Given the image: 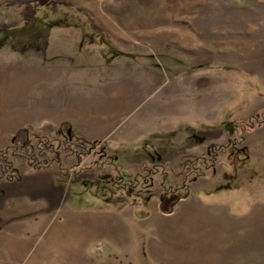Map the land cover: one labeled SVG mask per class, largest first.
I'll return each mask as SVG.
<instances>
[{
  "label": "rangeland",
  "instance_id": "rangeland-1",
  "mask_svg": "<svg viewBox=\"0 0 264 264\" xmlns=\"http://www.w3.org/2000/svg\"><path fill=\"white\" fill-rule=\"evenodd\" d=\"M22 1L0 0V162L18 177L8 168L1 179L19 180L27 170L66 176L56 179L61 192L54 196L24 198L29 207L18 212L9 237L12 224L0 208V264H158L142 224L153 214L144 196L149 184L102 174L113 170L104 146L52 119H31L46 113L48 102L63 112L81 101H108L126 81L144 93L138 112L196 117L202 136L205 123L215 130L225 124L229 158L218 141L214 147L226 180L211 198L240 224L230 231L236 253L225 264H264V0H52L62 4L38 7L26 24ZM25 127L22 146L15 135ZM177 183L163 184L164 194H187L189 183ZM73 214L82 216L69 224ZM111 216L119 222L111 224Z\"/></svg>",
  "mask_w": 264,
  "mask_h": 264
},
{
  "label": "crops",
  "instance_id": "crops-1",
  "mask_svg": "<svg viewBox=\"0 0 264 264\" xmlns=\"http://www.w3.org/2000/svg\"><path fill=\"white\" fill-rule=\"evenodd\" d=\"M133 86L132 81L121 82L115 86L116 91L112 92L108 101L96 100L91 104L81 101L71 104L63 112L54 103L48 102L47 112L38 111L31 119H52L57 127L65 125L73 131L72 135L84 139L88 144L96 148L104 146L105 158L111 160L108 164L113 170L108 174L98 170L102 174L134 186L138 183L149 184L144 196L153 200V214L144 218L142 224L151 237L146 245L148 255L158 264H225L236 253L230 248V231L240 227V224L231 223V211L220 205L216 208L211 198L212 193L226 180L225 172L221 170L225 162L216 166L220 163L216 162L217 155H222L219 151L216 153L214 147L218 141L225 158H229L225 150L230 146L227 143L230 134L225 124L220 130H215L209 127V122L205 123L206 130L202 136L195 132L198 125L192 123L196 117H188L184 122L181 113L171 110L152 113L151 109H146L138 112L144 93L141 90L135 92ZM104 103L107 104L106 112L102 111ZM215 132L221 133L216 136ZM108 152H113L112 156H108ZM125 152L130 154L128 159L123 157ZM175 153L179 159L176 163L170 160ZM83 163L81 160L72 166L73 171ZM194 163H197V168L192 166ZM193 171L198 176L186 178L193 175ZM57 173L60 172L48 170L35 174L27 170L20 172L19 180L0 179V208L5 221L10 218L8 223L12 224L8 228L9 234L4 237L17 231L15 217L22 207H29L24 203V198H37L49 193L54 196L55 192H61L56 187V179L66 175ZM140 177L141 181H138ZM156 180L159 181L158 186ZM168 181L178 182L179 188L188 183L189 186L187 194L178 200L174 210L164 214L160 211L159 202L165 192L163 184ZM72 216L82 215H69V224ZM124 216L130 219V212L124 213ZM115 218L118 221L119 217H110L111 224ZM98 220V224L105 221L103 217ZM110 230L113 232L112 226ZM152 237L158 238V244ZM12 247L18 248V244L13 243ZM239 253L243 255L240 249Z\"/></svg>",
  "mask_w": 264,
  "mask_h": 264
},
{
  "label": "trees",
  "instance_id": "trees-1",
  "mask_svg": "<svg viewBox=\"0 0 264 264\" xmlns=\"http://www.w3.org/2000/svg\"><path fill=\"white\" fill-rule=\"evenodd\" d=\"M62 3L58 4L57 2H54L52 0H23L20 4V6L23 8L22 10V15L24 18V23H30L33 20H35L36 17V11L38 7H44L51 5L53 7L57 5H61ZM28 128L25 127L23 129H20L16 135H15V141L18 144H22L24 146L26 144L28 135H27ZM10 170L16 172L13 167L8 166ZM8 168H3L2 163L0 162V179L3 178V176L7 173L4 169ZM13 175V174H12ZM10 178H15L17 179L18 177L14 173V177ZM185 196V194H183ZM182 197V196H181ZM179 195H174L173 193L170 194H163L160 198V211L164 214H169L173 211L174 207L176 206L178 200L181 198Z\"/></svg>",
  "mask_w": 264,
  "mask_h": 264
}]
</instances>
